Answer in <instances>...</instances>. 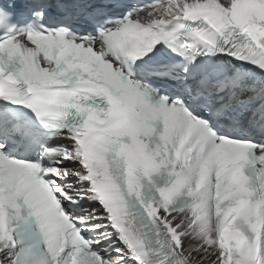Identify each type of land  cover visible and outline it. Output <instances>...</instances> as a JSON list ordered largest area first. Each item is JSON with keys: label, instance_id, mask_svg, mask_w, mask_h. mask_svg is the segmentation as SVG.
<instances>
[{"label": "snow or ice", "instance_id": "1", "mask_svg": "<svg viewBox=\"0 0 264 264\" xmlns=\"http://www.w3.org/2000/svg\"><path fill=\"white\" fill-rule=\"evenodd\" d=\"M0 264H264V0H0Z\"/></svg>", "mask_w": 264, "mask_h": 264}]
</instances>
